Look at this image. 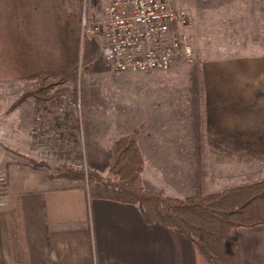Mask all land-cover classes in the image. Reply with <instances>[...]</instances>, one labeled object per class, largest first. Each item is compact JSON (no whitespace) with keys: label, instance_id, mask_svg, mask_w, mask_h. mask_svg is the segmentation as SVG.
<instances>
[{"label":"rangeland","instance_id":"1","mask_svg":"<svg viewBox=\"0 0 264 264\" xmlns=\"http://www.w3.org/2000/svg\"><path fill=\"white\" fill-rule=\"evenodd\" d=\"M184 6L194 20L189 31L194 38L192 63L178 60L166 72L144 74L105 70L83 76L81 69L76 89L42 90L38 99L13 111L10 108L37 83L0 82V184L31 191L43 184H87L91 173L108 178L107 172L86 164L88 147L107 151L117 137L137 129L147 156L143 187L174 198L193 196L187 159L193 149L194 119L187 71L198 62L202 68L208 61L264 54V0H184ZM82 14L88 20L100 19V1L82 0ZM209 189L215 192L217 186L211 183ZM151 227L153 233L168 231Z\"/></svg>","mask_w":264,"mask_h":264},{"label":"crops","instance_id":"2","mask_svg":"<svg viewBox=\"0 0 264 264\" xmlns=\"http://www.w3.org/2000/svg\"><path fill=\"white\" fill-rule=\"evenodd\" d=\"M202 81L203 188L264 180V54L208 61ZM8 188L0 184V264H195L190 241L151 232L136 206L92 199L84 187ZM233 238L239 264H264V225Z\"/></svg>","mask_w":264,"mask_h":264},{"label":"trees","instance_id":"3","mask_svg":"<svg viewBox=\"0 0 264 264\" xmlns=\"http://www.w3.org/2000/svg\"><path fill=\"white\" fill-rule=\"evenodd\" d=\"M81 17L82 0H0V82L37 83L11 111L29 99H38L42 90L76 89L81 69L83 76L109 70L96 39L84 36L80 43ZM186 76L194 119L193 149L187 161L195 174V194L181 199L143 187L145 153L137 129L117 137L107 151L90 145L86 164L91 170L107 172L108 178L91 173L87 184L76 187L86 188L92 199L136 206L146 224L182 234L193 245L195 264H239L234 232L264 225V180L219 192L203 188L201 63L189 67Z\"/></svg>","mask_w":264,"mask_h":264},{"label":"built area","instance_id":"4","mask_svg":"<svg viewBox=\"0 0 264 264\" xmlns=\"http://www.w3.org/2000/svg\"><path fill=\"white\" fill-rule=\"evenodd\" d=\"M102 17H81L84 36L100 43L112 74L166 72L178 60L192 63L193 16L184 0H99Z\"/></svg>","mask_w":264,"mask_h":264}]
</instances>
